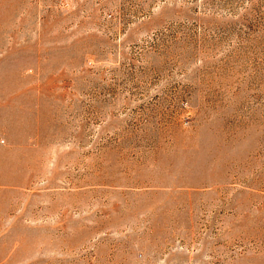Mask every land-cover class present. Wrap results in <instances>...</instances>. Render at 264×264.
<instances>
[{
  "label": "rangeland",
  "instance_id": "obj_1",
  "mask_svg": "<svg viewBox=\"0 0 264 264\" xmlns=\"http://www.w3.org/2000/svg\"><path fill=\"white\" fill-rule=\"evenodd\" d=\"M0 264H264V0H0Z\"/></svg>",
  "mask_w": 264,
  "mask_h": 264
}]
</instances>
